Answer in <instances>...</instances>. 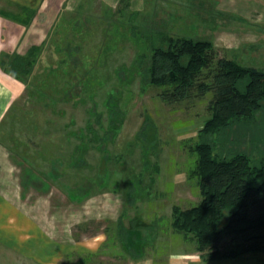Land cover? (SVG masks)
<instances>
[{"label": "rangeland", "instance_id": "obj_1", "mask_svg": "<svg viewBox=\"0 0 264 264\" xmlns=\"http://www.w3.org/2000/svg\"><path fill=\"white\" fill-rule=\"evenodd\" d=\"M17 1L27 9L18 20L36 32L31 42L20 43L17 48L11 45L6 53H24L31 44L42 48L29 86L12 99L0 118V145L14 159L13 175H20L19 166H27V150L38 148L44 157L46 150L53 148L58 159L64 160L72 146L70 139L77 143L84 135L89 146L84 155L81 151L82 160L76 159L73 164L65 160L64 165L58 161L59 180H53L60 189L52 187V195L74 198V231L109 232L106 246L111 252L115 251L117 239L111 234L119 214L131 217L136 212L147 221L160 216V225L166 227L173 205L185 209L196 205L200 196L196 180L189 176L195 161L191 147L209 117L213 92L167 102L161 97L164 87L143 82L144 56L158 44L150 32L160 27L172 36L209 39L217 58L263 70L264 0H237L234 6L240 12L234 15L217 10L218 3L213 0H206L210 6L207 2L199 6L192 0ZM242 5L255 12L254 21L241 11ZM52 7L53 12L49 10ZM206 7L212 11H205ZM68 77L72 78L70 87ZM65 88L73 91L71 98L70 93L65 95ZM109 118L116 128L110 130L109 126V135L103 140L104 131L100 129L108 128ZM257 122L256 140L252 139L253 131H247L245 136H237L238 144H233L255 159L264 157L263 112L257 115ZM100 141L103 150L96 145ZM53 157L46 156L41 168L48 170ZM33 174L28 170L26 183L45 178L41 171H36L35 178ZM30 190L26 203L43 201L36 198L35 189ZM89 214L91 218L83 220ZM194 246V241L186 242L169 230L156 239L157 250L147 248L140 258L162 263L169 255L187 250L185 256L180 255L192 262L200 255ZM109 258L114 259L112 253ZM125 260L121 263L128 264L131 258L125 256ZM207 263L264 264V256ZM0 264L38 263L0 249Z\"/></svg>", "mask_w": 264, "mask_h": 264}, {"label": "trees", "instance_id": "obj_2", "mask_svg": "<svg viewBox=\"0 0 264 264\" xmlns=\"http://www.w3.org/2000/svg\"><path fill=\"white\" fill-rule=\"evenodd\" d=\"M150 34L158 44L144 56L143 82L164 87L161 97L167 102H181L210 91L213 98L208 105L209 117L197 131L191 147L195 161L189 176L196 180L199 201L188 209L173 205L171 222L167 221L166 227L160 225V216L147 221L139 213L129 217L123 212L112 234L122 246L124 259L143 257L147 248L157 250L156 239L169 230L186 242L194 241L202 261L264 256V157L255 159L244 149L233 147L239 143L237 136L241 138L247 131H253L252 139L256 140L257 115L264 113V69L217 58L209 39L172 36L160 27ZM41 48L42 45L32 44L24 53L3 51L0 67L28 87ZM67 80L70 87L72 78ZM69 90L65 88L64 92L70 93L71 98L73 91ZM42 93L48 94L45 90ZM109 126L110 130L116 128L110 118L107 129L98 124L104 131L103 140L109 135ZM102 143H96L101 150ZM229 143L232 144L228 147ZM69 144L72 146L66 159L55 156L51 159L53 165L58 161L64 165L65 160L67 164L82 160L89 146L84 135L77 143L70 139ZM25 161L30 163L28 157ZM96 176L100 177L98 170ZM141 229L150 232L142 234Z\"/></svg>", "mask_w": 264, "mask_h": 264}, {"label": "crops", "instance_id": "obj_3", "mask_svg": "<svg viewBox=\"0 0 264 264\" xmlns=\"http://www.w3.org/2000/svg\"><path fill=\"white\" fill-rule=\"evenodd\" d=\"M192 1L199 6L200 3L207 2L206 0ZM213 1H217L218 4L215 6L219 11H226L232 15L238 13L237 11L240 12L239 8L234 6L237 0ZM47 9L46 7L39 12ZM51 9H49L51 12L55 10L53 7ZM240 9L245 10L248 16L250 15V21H254L255 12H252L250 7L242 5ZM26 10V6L17 0H0V52L10 50L11 45L17 48L20 43L23 45L31 42L29 39L36 31H32L30 26L26 27V23L18 20L22 18L20 16ZM204 10L212 11L210 7ZM23 87L21 82L12 78L0 67V118L8 109L12 99L22 93ZM27 152L32 160L27 156L30 163L27 162V166L24 167L19 166L20 175L15 176L12 173L16 167L12 163L14 159L12 158V161L11 157L5 154L7 152L4 147L0 145V249L7 250L15 257L23 255L38 264H122V260L127 261L123 257L121 244L116 240L113 246L115 251L111 252L108 249L106 242L109 237L104 230L94 233L84 230L82 234L74 231L75 201L67 194L66 196L52 195V187L56 190L60 189L58 184H55L57 181L54 182L56 179L59 180L58 165H53L51 162L48 170H44L45 168H41L44 159H40L43 157V152L38 151V148L31 152L27 150ZM53 155L57 156L53 148L46 150L44 154L47 157ZM28 170L34 173L31 175L34 178L37 170L43 172L44 180L26 183L25 177ZM24 188L27 189V193L31 191L30 188L35 189L38 193L36 198H43V201L36 202V204L26 203L29 193H25ZM62 197L64 199L60 202ZM89 216L84 215L83 220L90 219L91 215ZM117 250L120 254L116 256ZM186 251L175 253L172 257L169 255V259L163 260L162 263L151 262L148 258H136L135 260L131 258L128 264H208L200 258H195L192 262L187 261L186 257L181 256H185L188 253ZM110 253L114 256L112 260L109 258Z\"/></svg>", "mask_w": 264, "mask_h": 264}]
</instances>
